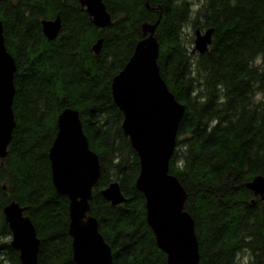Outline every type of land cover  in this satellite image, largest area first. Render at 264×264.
<instances>
[{
    "label": "trees",
    "instance_id": "trees-1",
    "mask_svg": "<svg viewBox=\"0 0 264 264\" xmlns=\"http://www.w3.org/2000/svg\"><path fill=\"white\" fill-rule=\"evenodd\" d=\"M198 1L193 8L187 0H103L111 24L98 29L76 0H0L5 46L16 64V128L0 159V264H20L2 212L12 202L34 225L38 264H74L69 203L53 187L48 159L65 109L79 113L99 158L91 215L113 264H167L146 223L135 187L139 160L110 88L145 37L143 25L157 21L160 75L185 107L169 173L186 194L199 264H264V201L246 188L264 177V0ZM57 16L60 33L48 41L41 22ZM207 29V52L192 53L194 32ZM113 182L126 200L115 207L100 195Z\"/></svg>",
    "mask_w": 264,
    "mask_h": 264
},
{
    "label": "water",
    "instance_id": "water-1",
    "mask_svg": "<svg viewBox=\"0 0 264 264\" xmlns=\"http://www.w3.org/2000/svg\"><path fill=\"white\" fill-rule=\"evenodd\" d=\"M98 29L111 24L103 0H76ZM143 25L140 40L123 69L111 81V96L122 113L121 128L139 160L136 189L145 199L146 223L167 264H199L198 240L194 221L183 210L186 194L179 181L169 173V163L176 147L179 124L185 107L169 91L157 64L159 44L156 26ZM43 36L54 41L60 33L59 16L41 22ZM213 29L194 32L192 53L204 54L211 44ZM102 40L92 50L98 55ZM16 64L8 52L0 21V159L16 128L13 112ZM52 184L68 199V235L74 264H113L112 251L91 215L92 191L100 175L99 158L83 132L77 111L63 110L57 117V132L48 151ZM254 196L264 201V177L246 184ZM115 207L125 203L117 182L100 192ZM5 223L11 233L9 246L18 253L20 264H38L40 241L34 225L17 203L3 208Z\"/></svg>",
    "mask_w": 264,
    "mask_h": 264
},
{
    "label": "rangeland",
    "instance_id": "rangeland-1",
    "mask_svg": "<svg viewBox=\"0 0 264 264\" xmlns=\"http://www.w3.org/2000/svg\"><path fill=\"white\" fill-rule=\"evenodd\" d=\"M187 2H189L190 3V5H192V7L194 8V7H196L197 5H198V0H187ZM188 31V30H187ZM190 31V30H189ZM188 31V32H189ZM194 41V40H193ZM193 48V43L190 45V47H189V49H192ZM257 64L259 63V60H257V62H256Z\"/></svg>",
    "mask_w": 264,
    "mask_h": 264
},
{
    "label": "flooded vegetation",
    "instance_id": "flooded-vegetation-1",
    "mask_svg": "<svg viewBox=\"0 0 264 264\" xmlns=\"http://www.w3.org/2000/svg\"><path fill=\"white\" fill-rule=\"evenodd\" d=\"M81 7V6H80ZM82 8V7H81ZM83 9V8H82ZM85 10V9H84Z\"/></svg>",
    "mask_w": 264,
    "mask_h": 264
}]
</instances>
